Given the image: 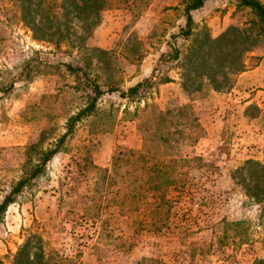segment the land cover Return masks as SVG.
<instances>
[{"label":"rangeland","instance_id":"obj_1","mask_svg":"<svg viewBox=\"0 0 264 264\" xmlns=\"http://www.w3.org/2000/svg\"><path fill=\"white\" fill-rule=\"evenodd\" d=\"M39 6L0 0V89L10 88L0 91V201L56 146L93 86L103 94L2 214L0 264H14L25 243L31 258L69 264H264V39L254 15L237 0H208L183 38L179 0H153L138 17L105 9L88 33L93 15L50 20ZM150 109L187 122L168 144L188 163L164 202L144 192L130 209L131 188L93 167L142 148Z\"/></svg>","mask_w":264,"mask_h":264},{"label":"trees","instance_id":"obj_2","mask_svg":"<svg viewBox=\"0 0 264 264\" xmlns=\"http://www.w3.org/2000/svg\"><path fill=\"white\" fill-rule=\"evenodd\" d=\"M21 1V0H18ZM33 0H25L28 5ZM40 3L38 10H42L46 19H57L59 16L65 15L66 17L75 18L79 21L91 19L90 16H94V20L88 23L86 32L96 25V20L99 13L105 9L111 8H126L133 16L138 17L144 12L153 0H37ZM208 0H179V4L183 6V13L185 15V26L181 30V36L188 38L191 34L193 19L191 12L200 9L204 3ZM237 6L248 9L253 15L254 19L252 23L258 25L260 28L259 34L264 39V4L260 0H237ZM31 7V6H29ZM34 23V21L32 22ZM34 26V24H33ZM85 33V32H84ZM169 59H178L177 50L173 49V54L169 56ZM69 68V66H68ZM152 78H147L142 82L136 83L134 86L128 89L127 95L133 96L137 94L139 89L146 87L150 84ZM171 80L167 77L161 79V83H169ZM10 88L0 89L1 92L7 93ZM95 97L87 107L80 110L77 115L70 117L67 120L66 132L58 139L54 148H48L40 152L38 162L32 166L29 170L23 172V176L12 186L11 190L0 201V219L2 214L13 202L15 197L19 195L25 188L31 185L32 181L41 175L46 164L52 160V158L59 152L61 146L65 142L66 138L73 133L75 123L79 121L83 116H87L95 107V100L103 92L98 89L97 86H93ZM109 92L113 90H108ZM184 109H179L178 111ZM169 111H156L150 109L149 114L139 125L143 135V146L140 150L119 148L118 151L112 156L110 168H98L93 167L97 172L103 174V180H107L112 176L118 178L121 184H127L126 186L131 188L128 194L130 198L129 202H132L130 209H137L139 201L142 198L144 192H157L160 194V201L164 202V193L169 187L176 184L178 168L187 165L188 161L176 159L170 155V130L177 127V124H184L187 122H177L174 118L170 117ZM155 139L160 141L159 145L154 148L151 146V142ZM253 163V162H251ZM258 172H264V168L259 166ZM262 198L259 199L264 203V193ZM118 205H122L125 202L121 200L116 202ZM134 204V206H133ZM98 206L95 207L97 211ZM87 215H90L92 219L95 218V214L89 212L93 210L90 206L86 209ZM94 211V212H95ZM28 244H24L15 256L14 264H49L52 261L59 262L61 264H69L70 260L62 257H54L50 255L48 260L45 261L43 253H35L31 258L29 253L26 252ZM264 262V260L258 262Z\"/></svg>","mask_w":264,"mask_h":264}]
</instances>
